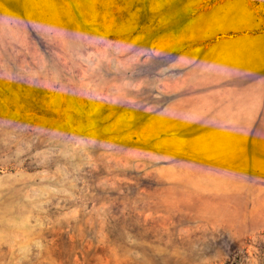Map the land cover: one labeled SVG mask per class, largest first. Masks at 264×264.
<instances>
[{
    "label": "rangeland",
    "instance_id": "rangeland-1",
    "mask_svg": "<svg viewBox=\"0 0 264 264\" xmlns=\"http://www.w3.org/2000/svg\"><path fill=\"white\" fill-rule=\"evenodd\" d=\"M253 32L264 0H0V264H264Z\"/></svg>",
    "mask_w": 264,
    "mask_h": 264
},
{
    "label": "crops",
    "instance_id": "crops-1",
    "mask_svg": "<svg viewBox=\"0 0 264 264\" xmlns=\"http://www.w3.org/2000/svg\"><path fill=\"white\" fill-rule=\"evenodd\" d=\"M246 29L249 30L248 27ZM250 36L258 41L252 45V48H255L254 56L251 58L254 59V62L250 64L254 66L256 71H259L264 68V34L253 32L250 33Z\"/></svg>",
    "mask_w": 264,
    "mask_h": 264
}]
</instances>
